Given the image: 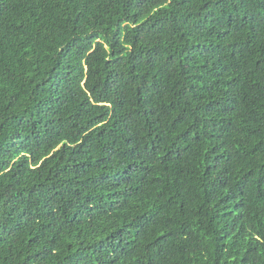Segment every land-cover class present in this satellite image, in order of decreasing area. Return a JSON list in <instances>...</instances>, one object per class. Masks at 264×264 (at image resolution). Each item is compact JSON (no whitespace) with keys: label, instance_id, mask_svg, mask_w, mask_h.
I'll return each instance as SVG.
<instances>
[{"label":"trees","instance_id":"1","mask_svg":"<svg viewBox=\"0 0 264 264\" xmlns=\"http://www.w3.org/2000/svg\"><path fill=\"white\" fill-rule=\"evenodd\" d=\"M0 264H264V0H0Z\"/></svg>","mask_w":264,"mask_h":264}]
</instances>
